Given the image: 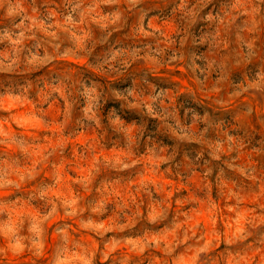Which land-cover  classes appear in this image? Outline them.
Instances as JSON below:
<instances>
[{
    "label": "clouds",
    "instance_id": "clouds-1",
    "mask_svg": "<svg viewBox=\"0 0 264 264\" xmlns=\"http://www.w3.org/2000/svg\"><path fill=\"white\" fill-rule=\"evenodd\" d=\"M0 77V264H264V0H0Z\"/></svg>",
    "mask_w": 264,
    "mask_h": 264
},
{
    "label": "rangeland",
    "instance_id": "rangeland-1",
    "mask_svg": "<svg viewBox=\"0 0 264 264\" xmlns=\"http://www.w3.org/2000/svg\"><path fill=\"white\" fill-rule=\"evenodd\" d=\"M59 3V0H56ZM65 68H71L73 72L83 70L82 62L75 61H61L54 68H50L46 70V73L63 71ZM40 75V74H37ZM46 78L45 75H40V79L38 81H34V87L37 84H40ZM161 78L170 79L171 82L176 85L181 92L185 89H189L191 87V81L188 80L185 76L184 71L181 68H173L169 69L161 74ZM8 78L0 77V85L4 84ZM264 104V102H262ZM55 113V109H53V114ZM257 168L260 170H264V160H259L257 163ZM228 179H238L237 177L229 174ZM160 183L163 186V195L170 199L171 201V213L174 215L177 211H182L190 207V201H194L196 198L206 199L205 193L201 190V186L199 184V179H194L190 183H182L175 179L170 178L169 176H161ZM248 184L249 182H245ZM254 190L255 186H251ZM183 198V205L177 204V200ZM211 198L219 205V215L217 217L216 230L223 233L226 232L227 229L225 227L226 220L225 218L230 214L226 208V201L221 197L220 190L216 187L215 178L212 180V188H211ZM252 206V205H249ZM143 211V208L141 209ZM202 225L207 229L210 226L207 224L206 218H201ZM264 230V229H262ZM78 238L84 239L89 243H92V237L83 234H77ZM126 250H122L121 254H123ZM183 251V249H179L178 252ZM161 253L152 252L146 253L144 256H132L130 259V264H161V260L157 259V257H161ZM214 264H226V246L223 243H220L211 253ZM24 264H29L28 261H25ZM103 264H112L111 260L103 262Z\"/></svg>",
    "mask_w": 264,
    "mask_h": 264
}]
</instances>
